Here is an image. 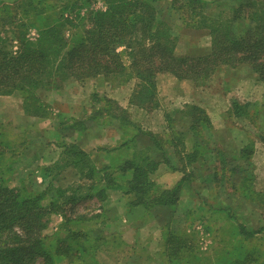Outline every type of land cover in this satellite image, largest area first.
I'll list each match as a JSON object with an SVG mask.
<instances>
[{
	"label": "rangeland",
	"instance_id": "374dc122",
	"mask_svg": "<svg viewBox=\"0 0 264 264\" xmlns=\"http://www.w3.org/2000/svg\"><path fill=\"white\" fill-rule=\"evenodd\" d=\"M141 1L149 3L157 19L164 21L177 36L179 56L203 55L209 51L211 37L207 25L211 18L246 17L234 12L235 3L230 0H203V4L220 2L218 6L211 2L205 7L198 0ZM106 7L105 0L0 1V48L15 55L23 33L27 40L35 43L43 27L59 22L65 25L66 43L73 47L90 28L89 14L106 10ZM247 24L249 21L236 22V26H242L239 27L241 34ZM123 50L124 46L118 48L119 52ZM124 61L129 65L126 58ZM223 69L229 73L220 74ZM217 72L206 82L187 80L184 88L176 86L172 78L163 77L171 76L169 74L158 77L160 92L157 91V97L161 101V111L173 116L183 110L184 101L189 100V103L198 97V89H222L229 76L233 85L227 90L230 103L235 100L249 107L247 118L234 119L235 122L231 118L224 122L213 113L206 114L214 129L212 133L206 131L207 127L196 133L187 131L186 122L178 119L174 132L183 130L184 139L190 143L188 147L199 145L203 152L205 143L209 150L211 141H217L227 149L217 154L213 175L209 174V169L207 171L208 166L200 162L187 168L186 173L192 176L181 186L183 191L176 207H155L148 212L143 208H138L141 211L137 212V208L127 207L132 197L123 195L126 177H111L117 178L114 185L122 186L121 190L113 191L107 190L110 188L107 182L99 181L105 172L91 183L79 181L72 169L59 168L65 165L61 160L64 145L78 143L95 153L99 151L92 148L93 145L120 146L125 139L121 128L125 123L123 118L139 126L149 124L155 131L166 134L168 129L161 114L142 111L131 104L137 79L122 85L102 77L83 82L69 80L58 83V88L51 86L35 91V103L17 92L0 96V183L14 189L22 199L39 197L45 208L57 203L55 209L62 212L53 210L49 226L42 233L53 264H264V240L243 239L237 229L239 222H236L242 221L254 228L264 225V135L250 138L247 134L248 129L253 135L254 130L258 133L264 128V82H260L247 65L234 69L222 67ZM249 79L251 90L241 86ZM38 105L42 110L35 114ZM19 107L24 111L23 117L17 114ZM112 115L116 118L107 120ZM78 122L85 124L80 126ZM229 124L235 129L230 134L226 131L230 130ZM131 136L133 132L127 137ZM163 139L173 159L169 166L161 165L152 177L153 197L177 187L185 175L181 172L184 163L177 156L176 147H172L167 138ZM240 144L241 154H235ZM116 161L114 166L120 165L124 161L122 155ZM94 162L101 170L105 158L96 156ZM173 167L179 172L172 171ZM81 183L84 200L68 203L73 190ZM102 188L107 190L104 200L97 193V189ZM61 189L65 191L63 197L57 194ZM121 203L126 207L122 208ZM149 221L159 223L150 232L146 228ZM141 228L145 229L139 231ZM0 264H8V261Z\"/></svg>",
	"mask_w": 264,
	"mask_h": 264
},
{
	"label": "trees",
	"instance_id": "16d2710c",
	"mask_svg": "<svg viewBox=\"0 0 264 264\" xmlns=\"http://www.w3.org/2000/svg\"><path fill=\"white\" fill-rule=\"evenodd\" d=\"M211 2L216 6L220 3ZM105 3L106 10L89 14L90 28L73 47L66 43L65 25L59 22L43 27L35 43L27 40L23 33L15 55L0 48V96H11L17 92L25 95L27 101L31 99L35 103V91L51 86L58 88V83H66L69 80L83 82L102 77L106 81L115 80L122 85L130 79H137L136 91L130 102L142 111L151 112L160 107L157 78L161 74H169L178 80L206 82L222 67L234 69L247 65L258 80L264 82V0H230V3H235L234 12L246 17L211 18L207 25L211 37L209 51L203 55L183 56L177 54V36L164 21L157 19L155 9L151 8L149 3H143L141 0H133L131 3L128 0H105ZM210 3L204 2L202 6H208ZM41 18L44 22L42 16ZM237 21H249L243 34L239 32V27L242 26H236ZM121 46H124V50L119 52L118 48ZM124 58L129 65L125 64ZM231 104L233 116L237 120L247 118L249 105H241L235 100ZM41 110V105H38V108L36 106L35 114ZM115 118L116 116L112 115L107 120ZM178 119L183 123L185 121L187 131L193 133L210 126L206 112L196 105H186L174 116L167 113L169 132L163 134L164 136L145 132L139 125L123 118L122 122L125 123L121 128L125 139L121 145L113 149L98 150L97 158H100L102 153L108 155L109 164L105 163L100 170L91 153L84 151L80 144L71 143L62 148L61 160L65 165L59 168L72 169L79 181L86 180L91 183L97 181L96 177L105 172L99 181L107 182L110 187L107 186V190L113 191L121 190L122 186L114 185L117 178L111 177H126L123 195L132 197L131 201L127 202L128 208H143L146 211H152L155 207L174 208L179 203L183 191L181 186L187 181V177L192 175L184 172L185 175L177 187L163 190L155 197L151 196L155 189L152 177L161 165L169 166L172 161V155H169L163 138H167L172 147H176L177 156L184 164H192L202 154L199 145H190L192 154H185L190 143L184 139L183 130L174 132ZM82 124L85 123H77L80 126ZM77 132L81 135L80 130ZM131 132L133 136L127 137ZM121 155L124 161L114 166ZM113 167H116L114 171ZM173 169L175 170V167ZM82 184L77 185L66 203L77 204L84 200L81 195L84 189ZM91 187L95 193L94 186ZM107 190L97 189L98 196L104 200L107 198ZM57 194L63 197L65 191L58 190ZM56 207V202L47 208L43 207L39 197L22 199L14 189L0 183V262L53 264L52 255L45 248L42 233L49 226L53 210L62 212L55 209ZM236 222H239L237 229L243 239L264 240V225L254 228L242 221Z\"/></svg>",
	"mask_w": 264,
	"mask_h": 264
},
{
	"label": "crops",
	"instance_id": "0c3cea01",
	"mask_svg": "<svg viewBox=\"0 0 264 264\" xmlns=\"http://www.w3.org/2000/svg\"><path fill=\"white\" fill-rule=\"evenodd\" d=\"M0 1H3V0H0ZM220 72V71H219ZM218 73V72H217ZM216 73V74H217ZM221 73H225L226 75L229 73L226 69H223L221 72H220V74ZM159 77V76H158ZM163 77H166V78H172V79H170L171 81H173V82H175V85L176 86H180V88H184V87H186V84L189 82V81H187V80H178L177 78H175V77H173V76H163ZM229 79H230V76H229ZM229 79H227L226 81L227 82H225V84H224V86H223V84H222V89H220L219 88V90H216V88H200V89H198L197 91H196V93L198 92L199 93V95H198V97L194 100V99H192L191 100V102H187V101H189V100H186V101H184L183 103V105H184V107L186 106V105H196V106H199L203 111H205V112H207L206 114H211V113H213V114H215L214 116H217V118L219 117L220 119H223L224 120V122H226V121H228V119L229 118H231L232 119V121L233 122H235L234 121V119L236 120V118L233 116V108H232V104L230 103V99H229V97H228V94H227V90H229V88H231V86L233 87V85H232V83H231V79L229 80ZM157 80H159L158 82H157V91H158V93L160 92V90H159V88H158V84H159V82H160V78L158 79L157 78ZM251 79H249V80H247V82H243L242 84H241V86H244V87H246V88H248L249 90H251L252 89V86H251ZM223 90L225 91V93L223 92ZM191 97V96H190ZM187 99H190V98H187ZM194 102H196V103H194ZM160 104H161V101H160ZM222 104H223V106H222ZM21 108L19 107V110H18V112H17V114L20 116V117H23L24 116V111L23 110H20ZM161 107H159L158 109H156V110H154V112H153V114H161L162 115V117H164V120H165V122H166V116H167V113H165V111L164 110H162L161 111ZM159 111V112H158ZM168 114H170V113H168ZM157 117H158V115H157ZM134 123H136L135 121H133ZM147 123H149V122H147ZM240 123V122H239ZM142 126H140L141 127V129L143 130V131H145L143 128H145V129H147L148 131H145V132H150V133H153V134H155V135H161V134H163L164 133V131H161V132H159V131H155L154 129H153V127L151 126V125H144V124H141ZM229 127H230V130H228V129H226V131L229 133L230 131H232V130H235L234 129V126H232V125H230L229 124ZM166 128L168 129V126H167V122H166ZM165 128V129H166ZM236 129H237V127H235ZM164 130V129H163ZM213 128L211 127V125L209 126V127H207L206 128V131L207 132H210V133H212L213 132ZM251 131V130H250ZM250 131H249V129L247 130V134L250 136V138H252V137H254V136H256V134H263L264 135V128L263 129H261V131L260 132H258L257 133V130H254L253 131V135L250 133ZM169 131H167L166 133H168ZM220 134H221V132L220 131H218ZM230 134V133H229ZM250 142H251V140H249ZM212 143L211 144H209L210 145V147H211V149H209V150H206V146H205V144H207V143H205L203 146V152H202V154H201V156L203 155V158L200 156L195 162H193L192 164H190V165H188V164H183L182 165V168H181V172H187L188 171V167L189 166H191V165H193V164H195L196 162H200V164H202V165H207L208 167H207V171H208V169H209V174L211 173L212 175H213V167H214V165H215V162H216V157H217V154H220V151H226V149L227 148H225L224 147V144L223 143H219V142H217V141H211ZM231 142V141H230ZM212 144H215V147H213L212 146ZM81 145V144H80ZM81 147H82V149L84 150V151H86L87 153H91V155H92V159L93 160H95L96 159V156H97V152L95 153V152H93V150H92V152H91V150H90V148H88L87 150L84 148V145H81ZM92 148H94V149H98V150H100V149H104V148H111V149H113V148H116V147H111V146H106V145H100V146H98V147H95L94 145H93V147ZM217 148V149H216ZM225 148V149H224ZM125 150V149H124ZM241 151H242V144H240V146H238V147H236V153L235 154H241ZM117 153V152H116ZM119 153V152H118ZM185 154L186 155H188V154H192V148L191 147H187V149L185 150ZM221 155V154H220ZM101 158H105V163L106 164H109V161H110V159H109V156L108 155H105V154H101V155H99ZM172 171H177V169L175 168V170L173 169ZM179 172V171H178ZM207 177H208V175H207ZM125 199V198H124ZM125 201H126V199H125ZM124 202V201H123ZM121 207L122 208H124V207H126V205L124 204V203H121ZM137 212H140L141 210L140 209H138L137 208ZM132 220H133V218H132ZM131 221V218H128V223H131L130 222ZM151 221V220H150ZM150 221L148 222V223H150ZM147 223V224H148ZM155 225H154V224ZM147 224H146V226H147ZM159 225V223H156V221L154 222H152V223H150L146 228L147 229H149V232H150V230L151 229H154V228H152V227H154V226H158ZM145 228H141V229H139V231H142V230H144ZM155 230V229H154ZM147 240H149V239H147Z\"/></svg>",
	"mask_w": 264,
	"mask_h": 264
}]
</instances>
